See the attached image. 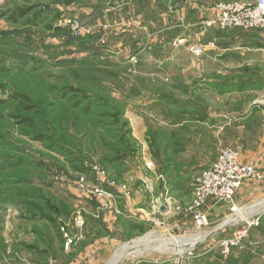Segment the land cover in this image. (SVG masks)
Masks as SVG:
<instances>
[{"label": "rangeland", "instance_id": "obj_1", "mask_svg": "<svg viewBox=\"0 0 264 264\" xmlns=\"http://www.w3.org/2000/svg\"><path fill=\"white\" fill-rule=\"evenodd\" d=\"M223 1L0 0V264H89L97 245L100 264H264L261 228L223 246L264 221V116L233 125L264 105V30L207 26ZM225 150L253 174L199 227L195 182ZM246 186L260 215L239 222Z\"/></svg>", "mask_w": 264, "mask_h": 264}, {"label": "built area", "instance_id": "obj_2", "mask_svg": "<svg viewBox=\"0 0 264 264\" xmlns=\"http://www.w3.org/2000/svg\"><path fill=\"white\" fill-rule=\"evenodd\" d=\"M207 26H216L224 31L230 29L264 30V0L223 1L217 6L216 15L207 23ZM252 174V168L240 163L236 151H223L217 161L202 171L195 182V203L191 211L194 212L196 224L202 227L207 223V217L200 208L208 199H213L217 203H232L243 181ZM233 210L235 211L236 208ZM155 211L157 213L158 209L155 208ZM258 225V220L247 223L246 228L238 231L233 239L224 241L223 246L228 250L238 246L251 228Z\"/></svg>", "mask_w": 264, "mask_h": 264}, {"label": "crops", "instance_id": "obj_3", "mask_svg": "<svg viewBox=\"0 0 264 264\" xmlns=\"http://www.w3.org/2000/svg\"><path fill=\"white\" fill-rule=\"evenodd\" d=\"M200 6H196V8L199 10L200 12V16L201 18H206V19H211L214 17V15L212 14V16H210V10L208 11V9H199ZM204 15V16H203ZM159 16H162L161 14H159ZM155 24H158V25H161L162 23V17L159 18V20L155 19L154 20ZM222 36H225L224 34H222L221 36L219 37H222ZM217 39H220V38H217ZM211 41V40H210ZM264 47V45L262 46ZM252 74V76L254 75L253 73H250ZM252 83L251 84H257V81H251ZM255 82V83H254ZM261 82V81H260ZM248 84H244L242 85V87L246 86ZM235 86H236V89L237 91H242V87H241V83L239 82H235ZM250 89V88H249ZM253 89V88H252ZM264 116V105H262V103H258V102H254L252 103L250 109H249V113L246 114L245 116H243V121H240L239 123H234V127L236 129V131H240V130H243L244 128H251V130H253V127L255 126V123L257 122L256 120H259L260 118H262ZM241 119V117H240ZM213 121H211L212 124L214 127H219V126H225V123L224 121L221 120L220 116L219 117H215L214 119H212ZM238 120V119H236ZM224 128V127H223ZM225 130V128H224ZM242 132V131H240ZM211 166V165H210ZM209 167V166H208ZM206 167V168H208ZM204 168V169H206ZM203 169V170H204ZM255 193L256 192H253L252 190H250L248 188V186H246L245 188H243V190L241 191L240 194H244L243 196L239 197L236 199V205H238V207L243 210V213L241 214V216H236L240 221H243V219L245 218H251L252 216L254 215H260V206L259 205V202H255L253 200V198L255 197ZM211 203V202H210ZM127 209V210H126ZM208 216H210L211 218L214 217V218H217V217H223V218H226L228 216V210L229 208L222 205V204H212L208 206ZM138 211V210H137ZM121 212L127 214V216L125 217L124 220L128 219H136V220H139V221H143L144 218L142 216H140L139 214L142 213L141 210H139L137 213L135 212H132L128 207L127 208H124L121 210ZM259 212V213H258ZM133 214V215H132ZM255 216V217H256ZM245 220H251V219H245ZM89 250V249H87ZM103 251V254H102V257L106 258V253L110 251V247L109 246H99L97 245V248L94 250L92 249L91 251L88 252V255L86 258H82L83 261H86L89 259L87 262L89 264H100L103 261V258H101V255L100 253Z\"/></svg>", "mask_w": 264, "mask_h": 264}, {"label": "bare ground", "instance_id": "obj_4", "mask_svg": "<svg viewBox=\"0 0 264 264\" xmlns=\"http://www.w3.org/2000/svg\"><path fill=\"white\" fill-rule=\"evenodd\" d=\"M149 239V237H146V239L144 240V242L146 243V244H148V243H151V241L150 240H148ZM175 239V238H174ZM201 240V238L199 239V238H197L196 239V237H195V239L194 240H190V242L189 241H186L185 243H184V246H188L189 245V243H190V245H195L198 241H200ZM144 243V244H145ZM164 243H170V245L172 244L173 246H174V250H176V248H178V247H181L180 246V242L178 241V240H166ZM137 247V246H136ZM127 249V247L126 248H124V250H126ZM132 252V251H131ZM135 252V251H134ZM124 253V252H123ZM120 261V260H119Z\"/></svg>", "mask_w": 264, "mask_h": 264}, {"label": "trees", "instance_id": "obj_5", "mask_svg": "<svg viewBox=\"0 0 264 264\" xmlns=\"http://www.w3.org/2000/svg\"><path fill=\"white\" fill-rule=\"evenodd\" d=\"M231 85H232V84H231ZM233 86H235V84H234ZM261 224H262V225H261ZM260 226H261V227H260ZM258 228H261V229H262V232H264V221H262V223L260 222L259 225H258L257 227H253L252 229L255 230V229H258ZM252 229H251V230H252Z\"/></svg>", "mask_w": 264, "mask_h": 264}, {"label": "water", "instance_id": "obj_6", "mask_svg": "<svg viewBox=\"0 0 264 264\" xmlns=\"http://www.w3.org/2000/svg\"><path fill=\"white\" fill-rule=\"evenodd\" d=\"M161 210L164 211L165 210V207L164 206H161Z\"/></svg>", "mask_w": 264, "mask_h": 264}]
</instances>
